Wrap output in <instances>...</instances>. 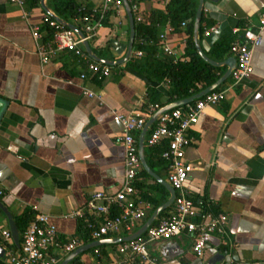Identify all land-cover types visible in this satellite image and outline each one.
I'll return each mask as SVG.
<instances>
[{"label": "crops", "instance_id": "0c3cea01", "mask_svg": "<svg viewBox=\"0 0 264 264\" xmlns=\"http://www.w3.org/2000/svg\"><path fill=\"white\" fill-rule=\"evenodd\" d=\"M76 1L98 8L105 0ZM169 1L141 0L140 6L148 17L152 12L165 13ZM41 2L34 8L27 4L24 9L0 0V99L7 102L0 119V182L7 194L0 201L15 222L26 209H32L35 215L50 216L60 241L77 239L87 245L94 240L86 221L70 215L83 210L94 192L119 190L125 180V151L115 140L123 127L114 117L148 111L155 104L148 99L147 80L128 66L129 61L112 67V75L103 80H82L86 65L66 50L43 64L37 52L39 42L33 37V27L44 28L43 17L48 14ZM55 4V0L45 1L50 11L55 10ZM25 10L29 17L24 16ZM262 13L264 0L206 1L201 41L206 55L217 62L232 61L230 47L240 38L234 30L250 26L258 31ZM66 21L82 30L78 18ZM168 25L159 27V34L166 33ZM187 38L182 25L167 33V43L178 60L184 56ZM129 41L125 7L119 12L111 10L107 24L88 40L95 55L113 61L126 56ZM216 55L223 58L217 60ZM164 57L160 49L159 58ZM218 69L221 78L229 67ZM253 70L250 78L232 88V78L219 88L229 89L226 99L204 110L190 132L195 141L186 149L188 185L196 207L226 214L227 234L214 236L203 257L193 253L187 234L151 245V252L167 264H207L223 249L230 255L225 264H264V31L253 55ZM155 87L161 92L158 101L164 105L169 85ZM85 90L101 96L102 101L86 96ZM148 150L147 146L145 155L152 171L169 183L168 163L149 157ZM139 185L143 198L146 194L160 206L171 197L149 174L139 175ZM145 200L154 208L134 232L156 209L153 201ZM172 210L173 206L164 211L155 224ZM5 230H10L9 220L0 209V236ZM127 236L129 233L122 232L105 239ZM118 245L101 246L106 264H143L119 256ZM1 246L5 255L0 256V264H7L9 250L20 249L14 240ZM53 253L61 259L59 264L71 254L56 249ZM93 254L90 249L71 264H93Z\"/></svg>", "mask_w": 264, "mask_h": 264}, {"label": "built area", "instance_id": "2783aa9c", "mask_svg": "<svg viewBox=\"0 0 264 264\" xmlns=\"http://www.w3.org/2000/svg\"><path fill=\"white\" fill-rule=\"evenodd\" d=\"M6 3L18 5L24 9L26 0H4ZM135 23H147L148 17L143 13L140 0H129ZM124 6L123 0H105L103 4L94 8L95 13H102L101 17H84L81 20L85 38H80L74 30L64 26L52 16L43 17L44 28L33 27V37L39 42L38 54L43 64H49L60 51L74 53L87 67L82 72V80H103L112 75L113 68L94 60L83 48L84 41L90 40L96 31L104 26V13L109 10L119 12ZM25 17L30 12L25 10ZM187 22L182 23L186 27ZM259 30L252 27L237 28L235 34L240 38L230 47V52L237 59V65L232 73L233 85H237L253 75V55L262 43L264 31V13L259 17ZM173 32L168 25L167 32L159 34L160 49L165 56L178 61L175 52L167 43V33ZM209 35V31L206 32ZM141 57L142 52L134 53ZM229 89L213 91L185 108L170 110L155 123L147 139L148 147L166 145L162 157L168 163V180L176 192L173 210L162 216L159 222L151 226L140 238L121 243L116 252L126 261L139 260L143 264H167L159 260L151 252V245L165 239L187 234L192 239V251L197 257H203L214 236L223 238L227 234L229 218L224 213H214L209 210H198L188 185L190 165L186 160V149L195 141L190 132L199 123L201 115L208 106L218 105L226 99ZM84 94L90 98L102 97L85 90ZM162 107L151 105L148 111L133 112L128 115H115L114 120L120 122L123 129L116 136V143L125 151V180L121 189L113 192H94L83 210L72 213L70 217L83 218L90 230L91 239L99 241L110 235L122 232L133 233L148 217V212L154 207L143 198V192L137 187L139 175L143 165L139 156V133L152 117ZM7 191L0 182V197L6 196ZM10 230L1 232L0 245L12 242ZM83 243L74 239L62 242L58 238V229L51 222L50 216L39 213L30 223L22 237L19 250L11 249L7 254V264H59L61 259L53 250H61L70 254ZM93 264H106L102 260L99 248L94 249Z\"/></svg>", "mask_w": 264, "mask_h": 264}, {"label": "trees", "instance_id": "16d2710c", "mask_svg": "<svg viewBox=\"0 0 264 264\" xmlns=\"http://www.w3.org/2000/svg\"><path fill=\"white\" fill-rule=\"evenodd\" d=\"M26 1L31 8L38 7L40 3V0ZM55 1V11L64 19L74 17L81 21L84 17H92L94 15L95 18L99 19L102 15V13H95L94 8L82 5L76 0ZM198 5L199 0H170L165 13L152 12L148 15L147 23L136 22L134 51L135 53L142 52L143 55L141 57L134 55L129 60L128 66L147 80L149 84L148 99L153 104L163 107L171 102L187 99L210 87L220 78L219 69L202 59L195 46L194 21ZM110 13L111 10L103 14L104 18L102 22L104 26L108 22ZM183 22H187L186 32L188 35L183 58L178 61H174L167 56L159 58L161 46L159 27L170 24L173 32H176L180 29ZM204 22L205 17L203 15L201 35L204 32ZM215 58L221 60L223 55H216ZM162 84L169 85L168 99L164 105L159 103L158 100L161 97V92L155 87ZM165 149V145L149 147L147 155L151 158H154V156L158 157L157 162L161 163L164 161L162 154ZM141 174L148 175L145 170ZM138 187L140 189L143 188L142 185ZM144 198L154 202V199L148 197L146 194ZM154 204L155 208H157L161 203L155 201ZM35 216L32 209H26L22 215L17 217L16 222L21 234V242L24 232ZM99 249H102V247H99Z\"/></svg>", "mask_w": 264, "mask_h": 264}, {"label": "water", "instance_id": "95a60500", "mask_svg": "<svg viewBox=\"0 0 264 264\" xmlns=\"http://www.w3.org/2000/svg\"><path fill=\"white\" fill-rule=\"evenodd\" d=\"M45 1L46 0H42L41 3H42L43 8L47 11L48 15L52 16L54 19L61 22L64 26L74 30V32L80 38H85V34L80 28H78L77 26H75L73 24L68 23L66 21V19L61 17L55 10H54L55 12L50 11L45 6ZM206 1H209L211 3H219L221 0H199V5H198L197 12H196L195 21H194V42H195L197 52L202 59H204L207 63L211 64L212 66H214L216 68L228 66L229 69L220 79H218V81L216 83H214L210 87H207L206 89L200 91L199 93H197V94H195V95H193L187 99L177 101L175 103H172L170 105L162 107L152 117L149 118L147 124L142 129L141 134L139 136V156H140V160L142 162L143 168L149 175L154 177L156 180L160 181L167 188V190L170 192V195H171L170 199L165 204L156 208L155 211L150 216V218L136 232L130 233L129 236H127V237H121V238H115V239H102L99 241H94V242L87 244V245H83V246L79 247L77 250H75L73 253H71L61 264H71L73 260H75L80 255L84 254L85 252L89 251L90 249H95V248L105 246V245L121 244L124 242L132 241V240H136V239L140 238L141 236H143L148 231V229L151 226H153L155 224V222L159 219V217L161 216V214L164 211L168 210L169 208H171L174 205L175 198H176V192H175L174 188L171 186L170 183H167L166 181L161 180L152 171L151 167L149 166V164L147 162L146 155H145V148L147 147V139L149 137V134H150L152 128L154 127L155 123L157 122V120L164 113H166L170 110L185 106L187 104L193 103L196 100L205 96L206 94L218 90L228 79L231 78L232 73L235 70L236 65H237V59L235 57L232 58V61H231V59H228L225 62H217V61L211 59L209 56H207L206 53L204 52L203 48H202L201 41H202L203 35H201V27H202L203 15L205 12V7H206ZM123 3H124L123 7H125V9H126L127 16L129 18V22H130V41H129L128 51H127L126 56L123 59L114 60V61L102 59L93 53V50H92L88 41H84L82 44V46L85 48L86 52L94 60H96L100 63L106 64V65H109L111 67H116V66L123 65V64L127 63L131 59V57L134 53V45H135V39H136V23H135V19H134V15L132 12L130 1L129 0H123ZM6 105H7V102L0 99V119H1V116L3 115V112L6 108ZM0 209L5 213V215L7 216L8 220H9L10 230H11L12 237H13L15 244L18 247H20V245H21V234H20L19 228L17 226V223L14 220L13 215L10 213V211L7 209V207L1 201H0ZM4 255H5V250L0 245V256H4ZM154 256H156V255H154ZM229 256H230L229 251L224 250V249L220 250V252H218L214 257H212L208 261L207 264H225V263H227Z\"/></svg>", "mask_w": 264, "mask_h": 264}]
</instances>
